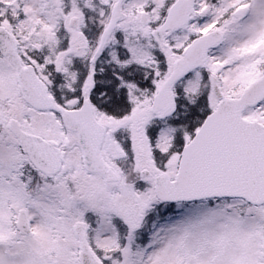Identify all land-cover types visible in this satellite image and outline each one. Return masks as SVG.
<instances>
[{
	"label": "snow or ice",
	"instance_id": "obj_1",
	"mask_svg": "<svg viewBox=\"0 0 264 264\" xmlns=\"http://www.w3.org/2000/svg\"><path fill=\"white\" fill-rule=\"evenodd\" d=\"M0 264H264V0H0Z\"/></svg>",
	"mask_w": 264,
	"mask_h": 264
}]
</instances>
